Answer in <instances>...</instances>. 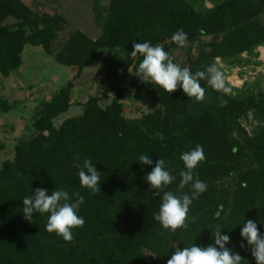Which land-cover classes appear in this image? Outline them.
Masks as SVG:
<instances>
[{
  "label": "trees",
  "instance_id": "trees-1",
  "mask_svg": "<svg viewBox=\"0 0 264 264\" xmlns=\"http://www.w3.org/2000/svg\"><path fill=\"white\" fill-rule=\"evenodd\" d=\"M255 12L249 0H224L205 14L185 0H109L100 36L93 40L80 31L71 33L58 58L67 67H77L80 75L94 67L104 52L113 61L111 72L116 77L129 67L136 71L143 59L131 56L133 42L160 44L174 56L182 48L171 36L183 29L187 43L197 45V54L193 57L189 50L181 67L194 74L206 71L217 57L230 58L264 43V28L254 20ZM9 21L40 30L24 35L12 30ZM62 22L53 11L34 13L19 0H0V75L20 65L26 44L49 50L57 39L55 28ZM219 33L223 34L219 41L200 43L203 36ZM200 83L206 89L202 102L188 97L182 88L169 94L152 85L150 97L160 106L139 120L125 119L116 100L102 109L100 97H93L80 116L55 128L52 120L72 104V84L67 82L50 101H43L36 112L35 133L16 146L13 160L0 166V264H167L176 247L214 245L212 233L217 228L230 237L226 246L232 252L246 264H257L241 229L244 221L252 220L264 235V127L248 137L237 119L252 109L264 120V93L241 100L214 90L206 80ZM110 93L121 91L108 83L103 96ZM223 101L227 103L222 106ZM6 109L0 98V111ZM239 131L244 135L241 145L229 137ZM197 145L203 146L206 159L194 171L207 190L190 206L188 228L173 233L154 219L161 197L154 195L157 190L145 177L163 159L176 176L164 191L191 195V185L179 188V173L186 170L180 156ZM222 150L246 152L250 165L238 174L230 191L218 193L213 183L222 168ZM77 154L80 162L90 159L103 174L101 192L81 187L74 167ZM141 154L148 155L152 164L142 166ZM39 188L49 195L59 189L84 196L78 214L85 224L74 230L72 243L46 231L48 214L34 213L31 221L24 218L22 200ZM144 250L153 254L150 261Z\"/></svg>",
  "mask_w": 264,
  "mask_h": 264
},
{
  "label": "rangeland",
  "instance_id": "rangeland-1",
  "mask_svg": "<svg viewBox=\"0 0 264 264\" xmlns=\"http://www.w3.org/2000/svg\"><path fill=\"white\" fill-rule=\"evenodd\" d=\"M19 1L34 13L53 11L62 17L63 22L55 28L57 39L51 42L49 50L41 44H26L20 53V65L15 70L0 75V98L7 106L6 110L0 111V166L6 161L13 160L16 146L27 141L35 133L36 112L43 101H50L67 82L72 84L70 93L72 104L66 112L52 120L55 128H58L66 119L80 116L85 103L93 97H100L98 105L102 109L107 108L112 100H116L121 104L124 118L128 120H139L142 116L159 108L149 94L154 84L145 83L139 79L132 67L114 77L111 72L113 61L108 60L104 52L94 67L85 69L80 75H77V67H67L59 61L58 54L71 33L80 31L93 40L100 36L109 0ZM185 1L196 12L205 14L215 9L224 0ZM249 1L255 7L254 20L264 28V0ZM8 24L12 30H18L24 35L40 30V27L23 25L14 21H9ZM222 37L221 33L203 36L200 43L217 42ZM256 47L243 51L242 53L246 52L244 56L240 53L230 58L217 57L212 62L217 66L222 64L229 69L225 76L227 85L234 93V95L230 94L233 98L241 100L252 96L258 98L264 93V65ZM189 50L195 57L197 45L191 47L189 43H186L182 49L174 51L175 63L182 65L187 59ZM260 51L263 58L264 47H261ZM109 58L112 59V57ZM234 72L237 73V77L230 78ZM108 83L117 85L121 93L103 96L104 86ZM237 124L248 137H252L264 127V120L250 109L237 119ZM243 136L240 131L229 135L240 145L243 143ZM221 152L223 153L222 168L218 179L213 183L218 193L230 191L238 174L250 165V157L246 152L241 154L228 150ZM174 247H176L175 244ZM144 254L147 261L153 258L150 251L144 250Z\"/></svg>",
  "mask_w": 264,
  "mask_h": 264
},
{
  "label": "clouds",
  "instance_id": "clouds-1",
  "mask_svg": "<svg viewBox=\"0 0 264 264\" xmlns=\"http://www.w3.org/2000/svg\"><path fill=\"white\" fill-rule=\"evenodd\" d=\"M171 40L183 48L188 41V36L183 29H180L171 36ZM137 55L142 56L143 59L135 75L143 82L159 86L169 94L182 88L188 97L202 102L206 97V89L202 87L200 81L206 80L214 90L225 95H234L231 87L227 85L225 73L215 63L206 71L198 70L193 74L188 67H181L180 64L175 63V57L166 52L162 45L153 46L150 42H133L131 56ZM129 72L131 73L130 69ZM226 103L223 101L222 106ZM180 159L186 170L179 173V188L184 189L185 186L191 185V195H175L171 191H164L176 180V176L166 167L163 159H159L145 177L150 188L157 190L154 195L161 197L159 212L154 219L165 230H171L173 233L179 229L188 228L190 206L207 190V184L196 177L194 171L206 159L203 146L197 145L194 149L182 153ZM75 161L74 167L78 169L81 187L91 190L94 194L101 192L100 180L103 174L97 170L90 159L80 162L77 154ZM138 162L142 166L152 164L151 158L145 154L138 157ZM161 193H163L162 196ZM22 201L24 205L22 212L27 221L32 220L34 213L48 214L46 231L62 237L67 243L74 241V230L82 228L85 224L84 218L78 214L84 203V196L79 191L70 196L68 191L57 189L49 195L46 189L39 188L33 195L25 196ZM191 221L195 222V217H191ZM221 232L222 230L217 228L215 233H212L214 245L201 247L194 243L183 249L176 247L167 264H246L239 253L232 252L226 246L230 243V237L222 235ZM241 236L250 246L251 255L257 264H264V235H261L257 223L252 220L244 221ZM244 247L242 243L241 248Z\"/></svg>",
  "mask_w": 264,
  "mask_h": 264
},
{
  "label": "built area",
  "instance_id": "built-area-1",
  "mask_svg": "<svg viewBox=\"0 0 264 264\" xmlns=\"http://www.w3.org/2000/svg\"><path fill=\"white\" fill-rule=\"evenodd\" d=\"M261 47H264V45H261V46L259 45V46H257V47H256V51L259 53V55H260V59H261V61L263 62V65H264V59L262 58V54H261V51H260V48H261ZM242 54H243L242 56H244V54H246V52H244V53H242ZM218 62H219V61H218ZM218 66H219V68H220L224 73L227 74V73L229 72V71H228L229 69L226 68L224 65H222V64H218ZM236 75H237V73L234 72L230 78H232V77H237ZM233 85L236 86L237 84H234V83H233Z\"/></svg>",
  "mask_w": 264,
  "mask_h": 264
},
{
  "label": "bare ground",
  "instance_id": "bare-ground-1",
  "mask_svg": "<svg viewBox=\"0 0 264 264\" xmlns=\"http://www.w3.org/2000/svg\"><path fill=\"white\" fill-rule=\"evenodd\" d=\"M263 59H264V55H263Z\"/></svg>",
  "mask_w": 264,
  "mask_h": 264
}]
</instances>
